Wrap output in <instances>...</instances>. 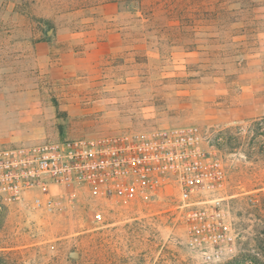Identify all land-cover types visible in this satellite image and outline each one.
Wrapping results in <instances>:
<instances>
[{"label": "rangeland", "instance_id": "1", "mask_svg": "<svg viewBox=\"0 0 264 264\" xmlns=\"http://www.w3.org/2000/svg\"><path fill=\"white\" fill-rule=\"evenodd\" d=\"M186 3L169 25L111 0H0V150L196 127L228 178L192 201H220L228 240L198 244L174 188L56 185L51 209L40 190L0 207L3 264H264V0Z\"/></svg>", "mask_w": 264, "mask_h": 264}, {"label": "built area", "instance_id": "2", "mask_svg": "<svg viewBox=\"0 0 264 264\" xmlns=\"http://www.w3.org/2000/svg\"><path fill=\"white\" fill-rule=\"evenodd\" d=\"M219 145L189 127L0 150V207L40 190L37 206L51 209L56 185L85 186L95 195L128 201L174 188L198 244L224 243L228 240L224 222L213 223L216 215L221 216L220 201H192L194 196L220 191L227 182ZM223 254L216 249L210 258Z\"/></svg>", "mask_w": 264, "mask_h": 264}, {"label": "trees", "instance_id": "3", "mask_svg": "<svg viewBox=\"0 0 264 264\" xmlns=\"http://www.w3.org/2000/svg\"><path fill=\"white\" fill-rule=\"evenodd\" d=\"M125 5L134 13H142L149 22L156 19L172 22L180 21L185 15H189L193 4L186 3L187 0H111ZM173 26H170L172 28ZM0 259V264H3Z\"/></svg>", "mask_w": 264, "mask_h": 264}]
</instances>
